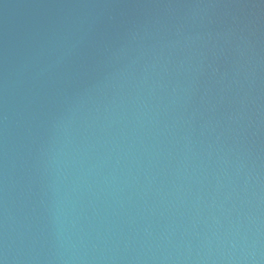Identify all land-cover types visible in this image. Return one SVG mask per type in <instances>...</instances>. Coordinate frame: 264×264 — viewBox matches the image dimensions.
Listing matches in <instances>:
<instances>
[{
	"label": "water",
	"instance_id": "95a60500",
	"mask_svg": "<svg viewBox=\"0 0 264 264\" xmlns=\"http://www.w3.org/2000/svg\"><path fill=\"white\" fill-rule=\"evenodd\" d=\"M0 264H264V0H0Z\"/></svg>",
	"mask_w": 264,
	"mask_h": 264
}]
</instances>
